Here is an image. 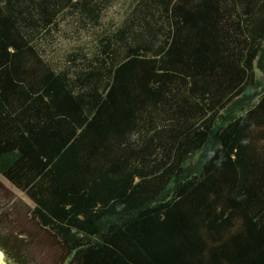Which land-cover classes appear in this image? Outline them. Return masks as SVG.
I'll return each mask as SVG.
<instances>
[{
    "label": "trees",
    "instance_id": "16d2710c",
    "mask_svg": "<svg viewBox=\"0 0 264 264\" xmlns=\"http://www.w3.org/2000/svg\"><path fill=\"white\" fill-rule=\"evenodd\" d=\"M0 176L11 264H264V0H0Z\"/></svg>",
    "mask_w": 264,
    "mask_h": 264
},
{
    "label": "rangeland",
    "instance_id": "374dc122",
    "mask_svg": "<svg viewBox=\"0 0 264 264\" xmlns=\"http://www.w3.org/2000/svg\"><path fill=\"white\" fill-rule=\"evenodd\" d=\"M115 11V9H114ZM84 38V37H83ZM73 40V38H59L58 39V43L56 44L57 49L61 52V51H65V49L68 47V44ZM55 47V48H56ZM0 178L2 179V181L4 182L6 188L8 189V191L11 193L12 198L16 199V202L18 204V201L22 202L23 207H32L33 206V202L24 194V192H22L21 190H19L18 188H16L15 186H13L8 180H6L4 177L0 176ZM15 202V203H16ZM8 223L4 222L1 223V226H3V228L6 229ZM44 248H49V253L52 256V254H56L57 253V245L54 244L53 242L51 243V241H48L47 244L44 245ZM38 252L39 250H42L41 247L37 248ZM0 260L3 262V264H11V261L13 263V260L10 259L8 256L6 257V255L2 254L0 251ZM48 261L50 262L51 259H48ZM32 264H35V262L32 260L31 262Z\"/></svg>",
    "mask_w": 264,
    "mask_h": 264
},
{
    "label": "bare ground",
    "instance_id": "6f19581e",
    "mask_svg": "<svg viewBox=\"0 0 264 264\" xmlns=\"http://www.w3.org/2000/svg\"><path fill=\"white\" fill-rule=\"evenodd\" d=\"M0 264H3V262L0 260Z\"/></svg>",
    "mask_w": 264,
    "mask_h": 264
}]
</instances>
